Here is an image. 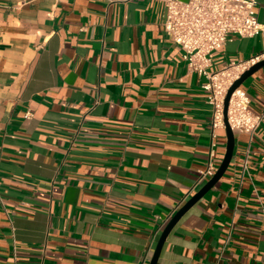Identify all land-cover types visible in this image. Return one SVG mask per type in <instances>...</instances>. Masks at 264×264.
Listing matches in <instances>:
<instances>
[{
    "label": "crops",
    "instance_id": "obj_1",
    "mask_svg": "<svg viewBox=\"0 0 264 264\" xmlns=\"http://www.w3.org/2000/svg\"><path fill=\"white\" fill-rule=\"evenodd\" d=\"M186 1V0H183ZM264 24V0H257ZM157 0H0V264H150L225 129ZM264 51L231 35L211 72ZM241 89L264 112V68ZM157 264H264V120ZM247 166V168L245 167Z\"/></svg>",
    "mask_w": 264,
    "mask_h": 264
},
{
    "label": "built area",
    "instance_id": "obj_2",
    "mask_svg": "<svg viewBox=\"0 0 264 264\" xmlns=\"http://www.w3.org/2000/svg\"><path fill=\"white\" fill-rule=\"evenodd\" d=\"M167 9L164 29L170 39L185 52L188 69L205 79L212 108V130L225 129V100L234 83L251 67L264 61V51L244 61L230 62L219 71L211 72L210 54L224 47L231 35L251 38L264 36V24L257 18V0H157ZM228 123L234 132L255 135L264 120V112L255 113L246 93L237 89L230 100ZM215 143L209 163L200 174L206 183L218 170ZM247 168V166H245Z\"/></svg>",
    "mask_w": 264,
    "mask_h": 264
},
{
    "label": "water",
    "instance_id": "obj_3",
    "mask_svg": "<svg viewBox=\"0 0 264 264\" xmlns=\"http://www.w3.org/2000/svg\"><path fill=\"white\" fill-rule=\"evenodd\" d=\"M264 68V61L257 63L253 67H251L248 71H246L239 80H237L234 85L231 87V89L228 92V95L225 100V130L227 134V147H226V153L224 156V159L219 166L216 174L212 179H210L203 187L202 189L196 193L172 218V220L169 222V224L164 229L161 238L159 240V243L156 247L155 253L153 255V258L150 262V264H157L162 247L164 245V242L171 232L172 228L176 225V223L180 220V218L193 206L195 205L200 199H202L212 188L216 186V184L222 179V177L225 175L226 171L228 170L231 161L234 156V149H235V132L231 129L228 119H227V113L229 108V103L231 100V97L233 93L242 87L244 82L248 80L250 77H252L255 73L260 71Z\"/></svg>",
    "mask_w": 264,
    "mask_h": 264
}]
</instances>
